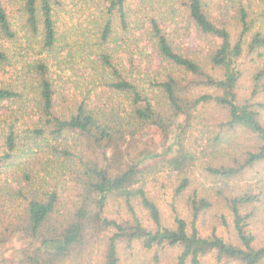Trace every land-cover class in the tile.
<instances>
[{
	"label": "trees",
	"instance_id": "16d2710c",
	"mask_svg": "<svg viewBox=\"0 0 264 264\" xmlns=\"http://www.w3.org/2000/svg\"><path fill=\"white\" fill-rule=\"evenodd\" d=\"M83 1L88 26L74 35L58 25L63 0H0V247L28 242L20 264L93 252L120 264L136 246L152 264L168 250L169 264H264L249 231L262 194L248 188L264 167V0ZM191 32L204 53L180 45ZM241 58L253 64L244 97ZM76 62L88 77L70 92L54 72L72 75ZM154 136L173 144L159 151ZM197 167L201 191L190 189ZM162 172L175 199L191 191L190 223L164 221L147 189ZM235 181L245 188L226 194ZM110 201L124 214L106 216ZM214 204L232 239L200 234Z\"/></svg>",
	"mask_w": 264,
	"mask_h": 264
},
{
	"label": "rangeland",
	"instance_id": "374dc122",
	"mask_svg": "<svg viewBox=\"0 0 264 264\" xmlns=\"http://www.w3.org/2000/svg\"><path fill=\"white\" fill-rule=\"evenodd\" d=\"M8 2L14 3V0H8ZM63 3L64 6H62V9L60 11V22L58 23L60 30L64 32L69 31V33L70 31L73 32L74 30V35L82 33V30L88 26L87 22L84 21H87L86 17L89 14V10H87V8L90 3H86L83 0H63ZM131 4L133 7L139 4L145 6L141 3L140 0H131ZM13 9L15 8L9 7L10 12H14ZM176 21L179 23V25H181V27L186 26V22L183 21V18L178 17ZM180 42V45L183 48H186L191 52L203 51L204 53L205 51L204 43L196 38L193 32H191L190 36H181ZM139 44L146 48L145 40L141 41ZM78 64L79 65H76V67L74 68V72L72 75L68 70H65V73L60 71L54 72V78H56L57 81L59 79V86L62 89L64 86H68V83L66 82L67 79H70L71 85L69 87L73 85L70 92H73L76 85L82 83V74L88 77V73L85 70V67H83V65L80 63ZM235 65H237V67L243 73V78L238 85L237 91L240 96L244 97L245 94H248L249 78L253 64L250 63L249 59L241 58L237 60ZM72 96H70V98H72ZM156 138L157 136H154L153 140L156 142L157 149L159 151H163L165 148L173 144L172 138L166 139L163 143L160 138L158 140H156ZM69 142H71V144L73 143L72 140H70ZM41 162H44L43 159L41 160ZM199 168L200 167H197L194 170L193 178L195 179L194 183L191 185V190L197 189L201 191L202 183L204 185L208 183V179H204L200 175L201 173L199 172ZM259 174H261L260 177H253L248 185V188L252 191L253 194H262L260 196V202L256 204L254 220L249 227V231L252 234L256 235L257 238L255 246L264 244V167H262V169H259ZM16 177H18V175ZM58 180L59 177L51 179V183L57 184ZM63 180L65 181L66 179ZM174 184L175 177L162 172L156 175L154 178L149 179L147 189L153 200L159 206L162 217L166 223L172 222V217L175 213H177L179 217L190 223V216L185 205V198L191 191H187L182 198L175 199L173 197ZM240 188H245V186L239 183V181H235L228 184V187L225 188V192L226 194L238 193L241 191ZM119 204L120 202L110 201L108 207L106 208V216L110 218H117L120 214H124V212H122V210L119 208ZM138 215H140L142 218H145L144 214L139 211ZM221 216H225V221H227L229 224L227 228L221 226ZM196 225L202 236L210 234V232L215 228L216 232L219 235L223 236L226 239H232V227L230 225L228 213L226 209L221 205L214 204L213 207L205 215L200 216ZM21 238L19 237V240H17L15 243L9 242L7 245L0 247V264H20V261L24 260V256L21 250L22 248H24L25 250L29 251L30 246L28 245V242H24V240H22ZM173 255V251H166L162 255V264H169L173 259ZM151 256L152 253L144 252L140 249L139 246H136L131 255H121L120 264H152ZM97 261L98 259L96 257V252H93L88 253L86 256H84L82 264H97ZM201 264L217 263L210 255H208L202 260Z\"/></svg>",
	"mask_w": 264,
	"mask_h": 264
}]
</instances>
